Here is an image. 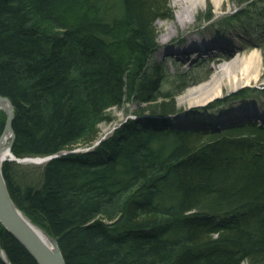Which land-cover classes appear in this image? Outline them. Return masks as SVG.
Segmentation results:
<instances>
[{"label":"trees","instance_id":"trees-1","mask_svg":"<svg viewBox=\"0 0 264 264\" xmlns=\"http://www.w3.org/2000/svg\"><path fill=\"white\" fill-rule=\"evenodd\" d=\"M261 3L240 0L233 18L257 27L250 18ZM168 7L0 0L11 151L20 159L59 155L32 182L19 180L16 162L2 171L16 207L57 241L66 264H264V128L200 132L174 122L182 89L162 92L153 62L155 23ZM125 100L148 108L100 138L99 126ZM6 118L0 112V136ZM0 248L10 264H37L1 223Z\"/></svg>","mask_w":264,"mask_h":264},{"label":"rangeland","instance_id":"rangeland-1","mask_svg":"<svg viewBox=\"0 0 264 264\" xmlns=\"http://www.w3.org/2000/svg\"><path fill=\"white\" fill-rule=\"evenodd\" d=\"M193 1H197L198 9L194 15L185 14L191 23L189 29H184L183 25L178 23L177 18L182 16L183 9L187 8V11L191 9ZM262 1L264 2V0ZM176 3L175 0H169V17L155 23L157 47L153 57V62L160 64L161 67L160 90L175 93L182 89L174 99L179 110V113L175 115L174 122L178 124L179 128L200 132L221 131L225 127L244 121L253 122L264 128V11L262 9L264 3L256 5L252 10L250 19L257 26L254 28L246 27L243 24V20L246 18H233L234 12L240 9V0H221L219 6L214 0H192L184 5ZM209 10L213 14L210 20L205 18ZM174 22L177 23L176 40L167 45L161 44L160 37ZM191 38L195 39L193 45L200 49L205 43L207 46L214 44L222 46L212 48L208 53L199 56V53L195 52L196 50H189ZM166 50L174 53L165 55ZM186 50H188L187 53ZM219 50L223 51L217 54ZM253 52L259 54L255 60L256 66H259V76L256 80L253 79L238 87H232L231 83L224 79L222 93L219 96L205 103L191 104L190 101L198 95V90L203 91L211 81L219 79L211 71L214 59L211 55H226L225 65L228 64V60L238 59L232 71L237 78H241L245 63L241 64L240 60L245 59L246 61ZM243 90H247L245 97L240 93ZM196 91L198 92L194 94ZM214 104L221 105L212 108ZM147 108L148 104L146 103L128 102L127 100L121 107L112 108L109 111V121L99 126L100 138L107 137L127 119H135L137 112ZM241 113H245L244 116ZM8 142L9 140L6 141L5 146ZM80 148L82 147L76 148L75 151H81ZM16 164L18 165L16 174L23 183L34 181L45 165V163L35 164L32 162H16Z\"/></svg>","mask_w":264,"mask_h":264},{"label":"water","instance_id":"water-1","mask_svg":"<svg viewBox=\"0 0 264 264\" xmlns=\"http://www.w3.org/2000/svg\"><path fill=\"white\" fill-rule=\"evenodd\" d=\"M0 99L5 100L8 105L7 109L3 110L7 118L3 132L0 136V152L2 150L3 138L5 134H9V142L6 148L11 155L10 159H0V223L28 251V253L32 256L37 264H66L57 241L48 236V234H46L42 229L38 228L36 225L30 222V220L27 219L16 207L8 191V187L2 171L3 163L6 161H14L17 163L32 162L35 164H43L44 162H48L54 158H57L59 155L39 160L31 158H16L11 151L13 143L15 141V133L13 129V121L15 116L14 106L7 97L2 96L1 94ZM99 143L100 142H98L96 146ZM34 228H37L38 230L43 232L55 244L56 249L54 250L47 246V244L34 231ZM0 257L6 264H10L1 248Z\"/></svg>","mask_w":264,"mask_h":264},{"label":"bare ground","instance_id":"bare-ground-1","mask_svg":"<svg viewBox=\"0 0 264 264\" xmlns=\"http://www.w3.org/2000/svg\"><path fill=\"white\" fill-rule=\"evenodd\" d=\"M177 3V5H184L187 2H190L192 0H175ZM216 1V5L219 6V1L221 0H214ZM198 9V5H197V1H193L191 9L189 11H187V8H185V10L183 9L181 12L182 16H180V18H177L178 23H181L184 27V29H189V25H190V20L189 18H186V15H188L189 13H191V15H194V12ZM186 14V15H185ZM176 30H177V23L174 22L173 25L169 26L166 30L165 33L160 37L159 41L161 42V44L163 45H167L170 42H173L176 40ZM195 39L191 38L190 39V48L189 50H196L195 52L199 53V56H201L202 54L208 53V51L212 48H216L222 45H216L214 44L213 46H210L205 43L204 47H202L201 49L198 47H195L193 45V41ZM180 51V50H179ZM223 50H219L217 52V54H219L220 52H222ZM182 52V51H180ZM186 53L188 52V50L185 51ZM174 52L170 51V50H166L165 55L168 54H172ZM212 57H214L213 59V66L211 67V71L215 74V77L219 78L216 81H211V83H209L205 89L202 90H198L196 91L194 94H196L198 92V95L195 96L194 99H192L190 102L191 104L194 103H205L208 100H212L213 98L219 96V94L222 93V85L224 84V79L225 81H229L231 83L232 87H238L246 82H250L251 80H256L259 76V66H256V59L259 57V54L256 52H253L252 55L245 61V59H241L240 62L241 64L245 63V65L242 68V77L241 78H237L236 74L233 73V68L234 65L237 64L238 59L235 60H228V64H224L226 59V55H211ZM229 56V55H227ZM234 57V56H232ZM235 60V61H234ZM233 61V62H232ZM225 65V66H224ZM255 65V66H254ZM235 72V70H234ZM233 73V74H230ZM219 75V76H217ZM244 79V80H243ZM193 94V95H194ZM8 105L7 102L5 100L0 99V110H4L7 109ZM245 113H241V115L244 116ZM248 115V114H246ZM9 134H5L3 141H2V150L0 152V159H10L11 155L9 154L8 149L6 148V141L8 140ZM20 159V158H18ZM39 160V159H36ZM14 162V161H13ZM34 231L37 233V235L47 244V246H49L52 249H56L55 244L40 230H38L37 228H34Z\"/></svg>","mask_w":264,"mask_h":264}]
</instances>
